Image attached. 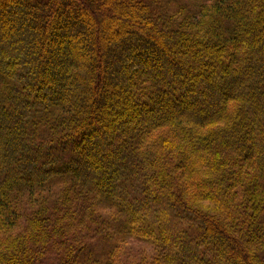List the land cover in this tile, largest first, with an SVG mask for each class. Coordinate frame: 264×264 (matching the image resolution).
I'll list each match as a JSON object with an SVG mask.
<instances>
[{"label": "trees", "instance_id": "obj_1", "mask_svg": "<svg viewBox=\"0 0 264 264\" xmlns=\"http://www.w3.org/2000/svg\"><path fill=\"white\" fill-rule=\"evenodd\" d=\"M48 257L264 264V0H0V264Z\"/></svg>", "mask_w": 264, "mask_h": 264}, {"label": "rangeland", "instance_id": "obj_2", "mask_svg": "<svg viewBox=\"0 0 264 264\" xmlns=\"http://www.w3.org/2000/svg\"><path fill=\"white\" fill-rule=\"evenodd\" d=\"M117 30H118V32L121 31V27L118 28ZM104 36H106V34H104ZM191 73H192V72H191ZM107 89H108V91L111 90V88L108 87V86H107ZM44 261H45V262H44L43 264H52V261L50 260V257H48V259H47V260H44Z\"/></svg>", "mask_w": 264, "mask_h": 264}]
</instances>
